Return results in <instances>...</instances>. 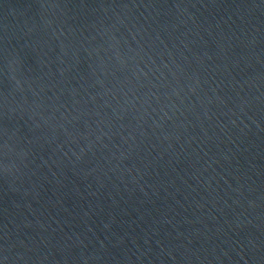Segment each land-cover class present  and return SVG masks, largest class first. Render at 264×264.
Segmentation results:
<instances>
[{
  "label": "water",
  "instance_id": "obj_1",
  "mask_svg": "<svg viewBox=\"0 0 264 264\" xmlns=\"http://www.w3.org/2000/svg\"><path fill=\"white\" fill-rule=\"evenodd\" d=\"M0 264H264V0H0Z\"/></svg>",
  "mask_w": 264,
  "mask_h": 264
}]
</instances>
